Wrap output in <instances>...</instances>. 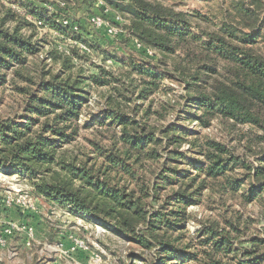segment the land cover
Here are the masks:
<instances>
[{
    "label": "trees",
    "instance_id": "trees-1",
    "mask_svg": "<svg viewBox=\"0 0 264 264\" xmlns=\"http://www.w3.org/2000/svg\"><path fill=\"white\" fill-rule=\"evenodd\" d=\"M15 1L24 7L16 10L12 0H0V15L4 14L0 19V84L8 81L10 69L16 76L29 79L30 71L26 66L29 56L42 47V41L36 39L37 24L65 36L76 34L74 26L79 20H64L68 14L52 10L51 4L74 1L91 7L100 2ZM123 1L111 3L128 18V30L116 39L128 37L131 42L142 43V48L134 45L137 54L123 60L140 78L125 81L123 92L120 86H114L126 100L109 94L107 109L103 116L95 119L108 130L103 134L107 142L93 140L102 163L94 168L87 162L78 163L76 157L68 159L59 155L65 144L76 139L77 121L83 114L88 92L81 77L63 80L54 74L43 79L34 90L21 89L27 93L23 100L25 122L17 124L14 118H0V166L7 164L13 170H27L37 196L99 218L145 248L159 246L158 253H185L180 240L188 235L192 242L194 235L181 223L188 206L198 202V195L206 187L204 184L208 185L206 179L199 182L202 172L212 178L222 175L223 191L231 188L238 191L243 183L250 181L249 196L242 195L247 202L264 192V0H224L227 5H222L215 18L199 11H179L160 0ZM103 3L106 4V0ZM101 7L104 10V6ZM10 21L15 24L7 26ZM204 21L215 27L204 26ZM119 26L122 27V23ZM24 27L31 29L30 34L22 32ZM79 39L91 47L95 45L83 36ZM76 48L73 47L72 56L64 57L69 59V64L78 53ZM148 49L154 54L150 55ZM158 54L173 57L190 95L188 103L197 105V111H201L195 119L202 125L209 126L218 119L231 140L242 125L249 127L241 139H246L245 148L255 156L256 163L247 159V155L237 154L235 145L206 137L205 142L194 144L209 166L196 167L197 177L178 172L176 159L183 155L180 148L188 131L173 124L157 126L136 116L139 105L135 104L133 94L136 93L138 99H148L161 88L164 74L155 62ZM50 57L61 56L53 48ZM99 68V74L90 76L97 85L122 81L113 72ZM150 102L145 114L149 116L152 112L163 119L175 106L171 100L162 101L153 111V100ZM194 137L200 140L198 133H194ZM53 164L59 165L60 170H53ZM239 168L245 170L243 177H233L230 172ZM112 171H123L136 182V187L126 181H115ZM257 220H264V211ZM200 224L197 239L206 248L202 264L255 262H235L234 258L224 262L221 255L235 254L237 240L246 245L245 256L261 254L259 260L264 261V226L262 236L243 239L240 224L232 220L227 227L221 226L218 219L202 220Z\"/></svg>",
    "mask_w": 264,
    "mask_h": 264
},
{
    "label": "rangeland",
    "instance_id": "rangeland-1",
    "mask_svg": "<svg viewBox=\"0 0 264 264\" xmlns=\"http://www.w3.org/2000/svg\"><path fill=\"white\" fill-rule=\"evenodd\" d=\"M12 1L13 8L16 10L24 7L15 0ZM35 1L38 4L41 1L49 4L51 2L50 0ZM160 1L179 11L189 13L199 11L213 18L221 12L222 5H227L224 0ZM5 2L11 6V3ZM112 2L124 1L106 0L105 4L103 0H100L98 5L91 7L74 1H62L61 5L51 4L52 10L59 9L63 14H68L69 17L63 18L64 20H70V18L79 20L74 26L76 34L65 36L56 30L37 24L39 27H37L36 39L42 41V47L37 53L29 56L26 64L30 71L29 79H27H31L33 85L27 79L16 76L11 69L7 73L8 81L0 84V118H14L17 124H21L26 120L23 100L27 97V93L22 91V88L34 90L43 79L51 78L54 74L59 75L63 80L81 77L84 80L82 85L88 95L83 114L77 121L78 134L74 141L60 149L59 155L68 159L76 157L78 163L87 162L88 166L93 165L94 168L102 163L103 158L96 153L93 140L103 139L107 142L103 134L108 133V130L106 126H100L96 120L103 116V112L107 109L108 95L117 96L119 100H126L119 96L113 87L120 86L118 88L123 92L125 81L130 78L138 81L140 78L138 73L132 71L128 63H124L129 55L138 53L134 43L128 37L113 39L103 23L95 22V20H105L114 25L115 16L120 14L123 19L120 28L124 31L128 30L126 27L128 18L115 9ZM101 6H104V10ZM3 15V13L0 15V19ZM28 18L32 19L30 16ZM14 24L15 21H10L7 26ZM204 26L215 27L208 21H204ZM22 32L30 34L31 29L24 27ZM82 36L94 42L95 45L91 47L84 44L79 39ZM73 47H77L78 53H75L72 63L69 64V59L65 60L64 57L72 56ZM53 48L58 50L60 58L50 57V51ZM156 58L155 62L159 64L160 72L164 74L161 88L148 99H138L137 94H133L135 104L139 105L136 116L141 121L147 119L148 123L157 126L173 124L179 129L188 131L180 148L183 155L176 159L178 172L197 177L199 171L196 167L200 164H204L205 168L209 166L200 148L196 147V144L205 142L206 137L223 140L229 146L235 145L237 154L247 155V159L256 163L255 156L249 154L245 148L246 139H241V135L249 130V127L242 125L241 131L237 130L234 139L231 140L224 124L218 119L209 126L202 125L195 119L201 111H197V105L188 103L187 97L190 95L181 81V71L175 68L173 57L158 54ZM99 66L113 72L115 76L122 78V81L97 85L91 81L90 76L99 74ZM150 100H153V111L158 109L162 101L171 100L175 106L168 110L167 117L164 119L161 115L152 112H149L147 116L145 111L151 103ZM163 112L165 113V110ZM194 133L199 134L200 140L195 139ZM52 167L53 170H60L57 164H53ZM230 173L233 177L241 178L245 170L239 168ZM111 176L115 181H126L134 188L136 187V182L123 171H112ZM198 178H200L199 182L206 179L208 185L204 184L206 187H203L198 195V202L188 206L187 215L183 217L181 223L189 234L194 235V239L190 242L187 235L180 240L181 249L186 250L185 253L167 254L158 253L159 246H154L152 249L143 247L136 240L122 234L114 226L99 218L37 196L27 170L22 168L13 170L12 166L4 164L0 166V264H202L201 260L205 257L206 248L197 239V230L202 220L218 219L223 227L228 226L229 220L237 222L242 229L240 235L242 234L243 239L263 235L264 220L258 221L257 218L264 211V192L253 196L252 201L247 202L242 195L247 193L249 196L250 181L243 183L238 191L231 190L232 188L229 191H223L224 177L222 175L212 178L202 172ZM172 186H169L168 190H171ZM234 244L237 248L236 253L228 257L225 254L221 255L224 262L234 258L235 262L254 260L255 262L251 264H264L263 260H259L261 254L247 257L244 255L246 245L239 243L238 240ZM185 246H187L186 249L183 248Z\"/></svg>",
    "mask_w": 264,
    "mask_h": 264
},
{
    "label": "built area",
    "instance_id": "built-area-1",
    "mask_svg": "<svg viewBox=\"0 0 264 264\" xmlns=\"http://www.w3.org/2000/svg\"><path fill=\"white\" fill-rule=\"evenodd\" d=\"M95 22L97 23V24H104L105 26H106V28H107V32H108V34L113 38V39H116V38H118L119 36H120V34L121 33H123L124 32V30L122 29V28H120V24L123 22V19H122V16L120 15V14H117L116 16H115V19H114V22H115V24L114 25H111L109 22H106L105 20L103 21V20H99V21H96L95 20ZM134 45L137 47V48H142V43L141 42H139L138 40H134ZM148 53L150 54V55H152L154 52H153V50H151V49H148Z\"/></svg>",
    "mask_w": 264,
    "mask_h": 264
}]
</instances>
